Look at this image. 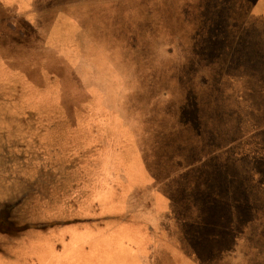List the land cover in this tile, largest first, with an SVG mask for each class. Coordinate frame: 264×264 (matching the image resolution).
Returning a JSON list of instances; mask_svg holds the SVG:
<instances>
[{"label": "rangeland", "instance_id": "374dc122", "mask_svg": "<svg viewBox=\"0 0 264 264\" xmlns=\"http://www.w3.org/2000/svg\"><path fill=\"white\" fill-rule=\"evenodd\" d=\"M255 1L0 0V264L60 234L118 246L135 219L205 264H264ZM68 12L80 28L59 35ZM133 154L153 177L134 193Z\"/></svg>", "mask_w": 264, "mask_h": 264}, {"label": "crops", "instance_id": "0c3cea01", "mask_svg": "<svg viewBox=\"0 0 264 264\" xmlns=\"http://www.w3.org/2000/svg\"><path fill=\"white\" fill-rule=\"evenodd\" d=\"M0 10L3 9L0 7ZM251 17L264 20V0H256L254 2ZM79 28L80 25L72 17V14L68 12L67 16H62L59 19L55 30L59 35L64 36V29H66V35H70L72 32L78 31ZM0 29V37L5 40L6 34L2 28ZM131 156L132 153L128 155L127 159ZM132 163L129 166V171L136 179V183H133L131 192L146 190L153 183V177L150 176L151 173L148 171L144 160L138 154H133ZM122 190L124 193H128L127 189ZM154 190L152 191L154 210H151L150 215L154 219L153 221H158L161 215L165 217L168 214L171 201L162 192H154ZM130 221V223L129 221L123 223L127 224L125 229H129L134 234L127 238L125 235H120L124 234V232L118 233L117 238H120L118 240L120 245L118 246L117 241L112 243L109 240L111 235L106 233L95 234L90 239H73L71 242H69V237H64L62 234L51 238L45 237V246L43 245V251L40 254L42 256L37 264H157V259L164 258V254L170 255L171 261L166 260L165 262L164 259V262L160 264H200L195 257L190 256L182 249L180 244L169 240V238L167 239L165 232H163L164 239H162V235H160V238L159 235L153 238L156 229L154 227L152 229L148 221L143 222L139 219ZM232 240L237 245L238 237H234ZM86 243L89 244L86 246ZM118 247L120 248L118 249ZM44 251H46L45 254ZM113 253L115 254L113 255Z\"/></svg>", "mask_w": 264, "mask_h": 264}, {"label": "trees", "instance_id": "16d2710c", "mask_svg": "<svg viewBox=\"0 0 264 264\" xmlns=\"http://www.w3.org/2000/svg\"><path fill=\"white\" fill-rule=\"evenodd\" d=\"M184 221H185V220H184ZM197 260L200 262V264H205V262L202 260L201 257H198V256H197Z\"/></svg>", "mask_w": 264, "mask_h": 264}]
</instances>
